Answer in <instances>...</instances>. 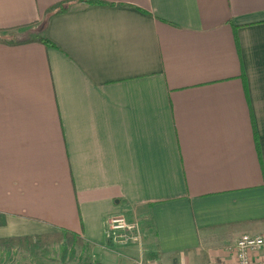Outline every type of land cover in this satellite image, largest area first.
<instances>
[{"label":"crops","instance_id":"0c3cea01","mask_svg":"<svg viewBox=\"0 0 264 264\" xmlns=\"http://www.w3.org/2000/svg\"><path fill=\"white\" fill-rule=\"evenodd\" d=\"M72 1L0 0V240L65 229L104 264L234 262L264 238V0L47 16ZM114 216L139 243L117 245Z\"/></svg>","mask_w":264,"mask_h":264},{"label":"built area","instance_id":"2783aa9c","mask_svg":"<svg viewBox=\"0 0 264 264\" xmlns=\"http://www.w3.org/2000/svg\"><path fill=\"white\" fill-rule=\"evenodd\" d=\"M108 230L120 247L137 244L141 239V228L125 216H114L108 222ZM264 252V238L248 234L242 235L233 246L234 262L212 264H264V260H255L254 254ZM133 264H157L148 259H135Z\"/></svg>","mask_w":264,"mask_h":264},{"label":"rangeland","instance_id":"374dc122","mask_svg":"<svg viewBox=\"0 0 264 264\" xmlns=\"http://www.w3.org/2000/svg\"><path fill=\"white\" fill-rule=\"evenodd\" d=\"M42 247L43 249L38 250L20 246L10 249L1 248L0 264H96L102 262L97 252L89 247H77L74 250L52 244H45Z\"/></svg>","mask_w":264,"mask_h":264},{"label":"trees","instance_id":"16d2710c","mask_svg":"<svg viewBox=\"0 0 264 264\" xmlns=\"http://www.w3.org/2000/svg\"><path fill=\"white\" fill-rule=\"evenodd\" d=\"M90 4V5H101L102 3L96 0H76L66 4H57L51 7L47 11V16H52L55 14H61L72 10L75 7V4ZM45 45L51 46V43L43 38L40 39ZM59 245L64 249H76L77 247L90 248L89 244L78 235L77 233L62 229L57 233L35 236V237H19V238H10L0 240V249L1 248H13L15 246L20 247H30L31 249H43V245ZM103 264V263H96Z\"/></svg>","mask_w":264,"mask_h":264}]
</instances>
